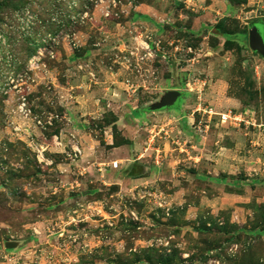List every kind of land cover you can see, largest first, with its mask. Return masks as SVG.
<instances>
[{"label": "rangeland", "instance_id": "obj_1", "mask_svg": "<svg viewBox=\"0 0 264 264\" xmlns=\"http://www.w3.org/2000/svg\"><path fill=\"white\" fill-rule=\"evenodd\" d=\"M254 24L264 0H0V264H264V130L193 113L264 121Z\"/></svg>", "mask_w": 264, "mask_h": 264}, {"label": "crops", "instance_id": "obj_2", "mask_svg": "<svg viewBox=\"0 0 264 264\" xmlns=\"http://www.w3.org/2000/svg\"><path fill=\"white\" fill-rule=\"evenodd\" d=\"M143 7H147V6H143ZM143 7L140 8L141 9L140 14H142V15L144 14L143 12H146V10L144 11ZM156 27H158V26H156ZM168 114H171V112L166 111V112L158 113L156 115L155 114L154 115L145 114L144 117L142 118V120H145V121L157 120V119L161 118L163 115H168ZM137 120H139V119L134 118V121H137ZM120 122H121V119L116 121L117 126H118V128H120L119 126H121V128H124L122 134H124L125 139L128 140L129 142L127 144H124V145H122L118 148H115V149H121V152L123 153L124 157H126L128 151L133 150V148L134 149L137 148L139 144H138L137 140L128 137L129 134H127L126 131L128 130L129 127L122 125V124L119 125ZM168 131H170V130L165 131V133H167ZM122 147H124L125 149H122ZM144 150H148V149H144ZM141 157H142V154H140L138 156V158L136 159L137 162H134V163H131L132 162L131 160L129 162L128 158H126V159L123 158L122 160L121 159L118 160L120 162L123 161L122 166L124 169H122L121 179L124 180L126 183L129 182L130 184H128V185L139 184V185L134 186V187H137V186H141V184H148L147 182L153 181V178L156 176V174L153 173L150 170V168L146 165V159H141L139 161V159ZM126 162H128L129 165L128 164L125 165L124 163H126ZM102 164H104V163H102ZM124 166H126V167H124ZM99 170H101V169H99ZM117 180H119V178Z\"/></svg>", "mask_w": 264, "mask_h": 264}, {"label": "built area", "instance_id": "obj_3", "mask_svg": "<svg viewBox=\"0 0 264 264\" xmlns=\"http://www.w3.org/2000/svg\"><path fill=\"white\" fill-rule=\"evenodd\" d=\"M250 110H241V111H234V110H226V111H216L212 106H204L202 107L200 103L195 107L193 113H201L203 116H206L207 121L211 122L213 120H216L221 125L223 124H230L235 127L245 126V127H252L257 129H263L264 130V121L261 123H256V120L252 117H248V112ZM205 128L208 127V124L206 123L204 125ZM70 155L72 156V159H76L81 156V150L77 144L72 143ZM36 158L38 161H41L43 158L42 151L36 150ZM111 166L113 168H116L118 166L117 162L111 163ZM77 210L72 211L73 214H75ZM79 215L75 216V218L78 219ZM68 219L70 221H74V217L68 216ZM80 221L79 219L77 220Z\"/></svg>", "mask_w": 264, "mask_h": 264}, {"label": "water", "instance_id": "obj_4", "mask_svg": "<svg viewBox=\"0 0 264 264\" xmlns=\"http://www.w3.org/2000/svg\"><path fill=\"white\" fill-rule=\"evenodd\" d=\"M248 47L252 52L257 53L264 59V39L262 33L256 24L248 28ZM181 96V92L177 90H169L165 92L159 101L151 104L148 109L150 111L160 110L163 108H170L175 105L177 99ZM17 246V242H5V249H13Z\"/></svg>", "mask_w": 264, "mask_h": 264}, {"label": "trees", "instance_id": "obj_5", "mask_svg": "<svg viewBox=\"0 0 264 264\" xmlns=\"http://www.w3.org/2000/svg\"><path fill=\"white\" fill-rule=\"evenodd\" d=\"M211 31H212V35L222 38L225 42H231V40H233L231 38L228 39V36L233 35L234 33H231L230 31H224L218 25H215V27H213ZM242 32H245V31H242ZM242 110H251V109L243 108Z\"/></svg>", "mask_w": 264, "mask_h": 264}, {"label": "bare ground", "instance_id": "obj_6", "mask_svg": "<svg viewBox=\"0 0 264 264\" xmlns=\"http://www.w3.org/2000/svg\"><path fill=\"white\" fill-rule=\"evenodd\" d=\"M113 163V162H112Z\"/></svg>", "mask_w": 264, "mask_h": 264}]
</instances>
